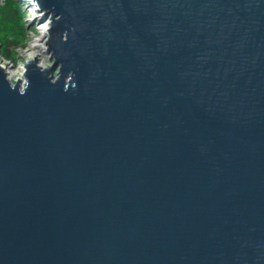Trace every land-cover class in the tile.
Segmentation results:
<instances>
[{
    "label": "water",
    "instance_id": "95a60500",
    "mask_svg": "<svg viewBox=\"0 0 264 264\" xmlns=\"http://www.w3.org/2000/svg\"><path fill=\"white\" fill-rule=\"evenodd\" d=\"M34 3L52 64L0 63V264H264V0Z\"/></svg>",
    "mask_w": 264,
    "mask_h": 264
},
{
    "label": "rangeland",
    "instance_id": "374dc122",
    "mask_svg": "<svg viewBox=\"0 0 264 264\" xmlns=\"http://www.w3.org/2000/svg\"><path fill=\"white\" fill-rule=\"evenodd\" d=\"M4 13H8L5 28L10 29L11 34L0 33V63L5 65L12 82L21 81L23 85L26 82V65L30 60H36L40 66L45 67L52 64L46 52L48 45L43 51L30 46L37 37L42 36L41 26L45 20L34 17L40 13L33 11L29 0H0V18H3ZM12 40H18L15 46H10ZM58 72L59 67L53 70V75Z\"/></svg>",
    "mask_w": 264,
    "mask_h": 264
},
{
    "label": "bare ground",
    "instance_id": "6f19581e",
    "mask_svg": "<svg viewBox=\"0 0 264 264\" xmlns=\"http://www.w3.org/2000/svg\"><path fill=\"white\" fill-rule=\"evenodd\" d=\"M42 20H45V22L41 26L42 36L37 37L35 39V42L33 44H31L30 46L33 47V48L34 47L39 48L40 50L43 51L44 49H46L45 48L46 45H48V40H49V33H48L49 31H48V29L51 28V26H52V18H51V16H48V17L42 18ZM41 67L42 68H47L45 66H41ZM7 73H9V72L7 71ZM54 76L57 77V75L55 73H54ZM10 80H11V78H10ZM12 84H15V82H12Z\"/></svg>",
    "mask_w": 264,
    "mask_h": 264
},
{
    "label": "trees",
    "instance_id": "16d2710c",
    "mask_svg": "<svg viewBox=\"0 0 264 264\" xmlns=\"http://www.w3.org/2000/svg\"><path fill=\"white\" fill-rule=\"evenodd\" d=\"M16 14H17V11L15 12V15ZM6 15H8V13H4L3 18H0V33L3 32L2 34H7V33H10L11 34L10 29L5 28L6 24L8 23L7 20H6V18H5ZM1 16H2V14H1ZM10 42H11L10 46H15L17 44L18 40H12Z\"/></svg>",
    "mask_w": 264,
    "mask_h": 264
}]
</instances>
